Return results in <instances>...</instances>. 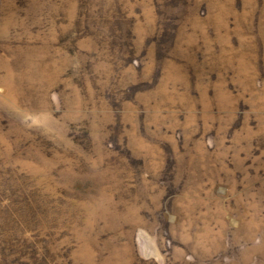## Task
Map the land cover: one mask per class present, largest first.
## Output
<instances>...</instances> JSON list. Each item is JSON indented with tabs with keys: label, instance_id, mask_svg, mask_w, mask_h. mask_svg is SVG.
Listing matches in <instances>:
<instances>
[{
	"label": "rangeland",
	"instance_id": "1",
	"mask_svg": "<svg viewBox=\"0 0 264 264\" xmlns=\"http://www.w3.org/2000/svg\"><path fill=\"white\" fill-rule=\"evenodd\" d=\"M0 264H264V0H0Z\"/></svg>",
	"mask_w": 264,
	"mask_h": 264
}]
</instances>
